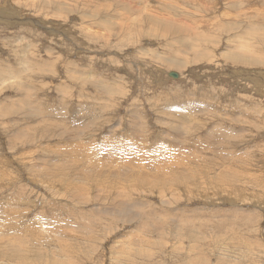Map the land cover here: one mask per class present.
Segmentation results:
<instances>
[{"label": "rangeland", "instance_id": "374dc122", "mask_svg": "<svg viewBox=\"0 0 264 264\" xmlns=\"http://www.w3.org/2000/svg\"><path fill=\"white\" fill-rule=\"evenodd\" d=\"M0 106V264H264V0H0Z\"/></svg>", "mask_w": 264, "mask_h": 264}, {"label": "bare ground", "instance_id": "6f19581e", "mask_svg": "<svg viewBox=\"0 0 264 264\" xmlns=\"http://www.w3.org/2000/svg\"><path fill=\"white\" fill-rule=\"evenodd\" d=\"M148 18V17H147ZM92 19V18H91ZM149 19H150V17H149ZM148 19V20H149ZM4 53V52H3ZM245 54V53H244ZM252 57H254V56H252ZM243 57H241L240 59H242ZM236 61V60H235ZM170 62V61H169ZM238 62H240V61H238ZM254 62V61H253ZM259 63V62H258ZM248 65H252V63H247ZM176 64H174V66H175ZM241 65V64H240ZM169 66V65H168ZM181 66V65H180ZM73 68V67H72ZM176 68H178V67H176ZM3 81V80H2ZM168 104V103H167ZM14 106V105H13ZM173 106V105H172ZM1 107V106H0ZM9 113V112H8ZM11 113V112H10ZM174 113V112H173ZM170 114V113H169ZM171 115V114H170ZM172 117V119L174 120V121H182V118L184 117V115H182V114H174V115H172L171 116ZM181 119V120H180ZM183 122V121H182ZM187 128V127H186ZM233 129V128H232ZM56 132V131H55ZM222 133V132H221ZM221 133H218L219 134V136H222V135H220ZM224 133V132H223ZM225 135V134H224ZM46 137H48V136H46ZM223 137V136H222ZM70 138V137H69ZM232 138V136H229L228 134L226 135V138H224V140H225V142H222V143H228L229 141H230V139ZM130 141V140H129ZM133 142V141H132ZM134 143V142H133ZM141 143V142H140ZM130 144H131V142H130ZM130 144L128 145L129 147H131L130 146ZM142 144V143H141ZM33 145V144H32ZM138 145V144H137ZM131 148H134V147H131ZM156 149V148H155ZM136 150V149H135ZM83 151V150H82ZM132 151V150H131ZM140 151H141V149H140ZM113 154V153H112ZM143 154V153H142ZM181 154H183V153H181ZM140 155V154H139ZM144 155V154H143ZM191 155V154H190ZM117 156V155H116ZM138 155H135L134 157H137ZM163 156V155H162ZM187 156H188V154H187ZM133 157V156H132ZM139 157V156H138ZM137 157V158H138ZM171 157V156H170ZM110 158V157H109ZM125 158H127V157H125ZM166 158V157H165ZM220 158V157H219ZM129 159H130V157H129ZM151 159V158H150ZM117 160V159H116ZM142 160V159H141ZM144 160V159H143ZM142 160V161H143ZM63 161H64V159H63ZM67 161H69V159L68 160H66L65 162H64V164H61V165H57V164H52V167L50 166L49 168H52L53 170L52 171H50V170H48L47 168H45V171L47 172V173H51L53 176H58V178H56L57 180H58V182H59V184L60 185H62V186H64L65 188H67V189H69V190H71V191H73V193L74 194H76V195H80V192H79V190H82L81 189V187L84 185V183L86 182H88V181H90V180H92V178L90 177V176H95V177H97L98 175H93L94 173H90V171H89V173L87 174L86 172H84V171H79V169H78V165L77 164H67ZM120 161V160H119ZM126 161V160H125ZM155 161V160H154ZM165 161V160H164ZM169 162L170 161H172V160H168ZM177 161V160H176ZM226 161V160H225ZM116 162V161H115ZM129 162H131V160L129 161ZM9 163V162H8ZM123 163V162H122ZM134 163H135V160H134ZM137 163H139V162H137ZM148 163V162H147ZM159 163V162H158ZM173 163V162H172ZM176 162H174V164H172V165H176L175 164ZM215 163H216V168H221L220 170H221V172H220V174L216 177V179H218V180H223L224 178H225V176L227 175L226 173H228L230 170H231V168H229L228 166H227V164L225 163V162H223V161H218V160H216L215 161ZM217 163H218V165H217ZM60 164V163H59ZM93 164V163H92ZM130 164H132V163H129V166H130ZM177 164H178V161H177ZM137 165V164H136ZM151 165V164H150ZM158 165V164H157ZM128 166V165H127ZM155 166V165H154ZM153 166V167H154ZM166 166V165H165ZM167 166H169V165H167ZM180 166V165H179ZM68 167H70L68 170H67V168ZM151 167H152V165H151ZM175 167V166H174ZM181 167V166H180ZM184 167V166H183ZM129 168V167H128ZM72 169H73V171H74V173H73V175H71V172H72ZM89 169V168H88ZM112 169V168H111ZM131 169H133V168H131ZM156 169V168H155ZM160 169V168H159ZM34 170V169H33ZM130 170V169H129ZM219 170V171H220ZM67 171V172H66ZM127 170H124V168L122 169V172H121V174H119V175H121V176H124L125 175V172H126ZM138 171V170H137ZM170 171V170H169ZM169 171H160L161 173H158L157 174V176L154 178V181L156 182L155 184H153L152 186H154V185H162V186H164V187H169V186H171L172 184H176V181H178L179 183H181L182 181H186V182H189L190 181V178H192V177H189L188 175H187V173L186 174H184V175H181V178H179L178 176L179 175H173V174H175V172H174V170H171V173H169L170 175L172 174L173 175V177L171 178V179H168V181L169 182H166V180H163L162 181V175H166L165 173H168ZM112 172V171H111ZM114 172V171H113ZM135 172V171H134ZM159 172V171H158ZM32 173V175H37L38 174V172L37 171H33V172H31ZM129 173V172H128ZM127 173V174H128ZM51 174H50V178H51ZM103 174V173H102ZM116 174V173H115ZM133 174V173H132ZM136 174H137V172H136ZM190 174V173H189ZM71 175V176H70ZM119 175L118 174H116V176L118 177V178H112L111 180H113L114 182H122L124 179L126 180V179H130V178H125V177H123V178H120L119 177ZM129 175H131V174H129ZM134 175V174H133ZM171 175V176H172ZM72 176H76V177H78V178H80V179H82V184L81 183H79L78 181H76V180H74L73 179V182L72 181H70L69 179H72ZM141 176V175H140ZM46 177H48V176H46ZM45 177V178H46ZM60 177V178H59ZM102 177H104V176H98V179H101ZM142 177V176H141ZM49 178V177H48ZM49 178V179H50ZM140 178V177H139ZM165 178V177H164ZM107 179V178H106ZM226 179H227V176H226ZM229 179V178H228ZM105 180V179H104ZM142 180H144V179H142ZM179 180H181V181H179ZM127 182V181H126ZM237 182H238V179H232V180H230V181H228V182H226L227 183V185H234V184H237ZM183 184H186L185 182H182ZM119 185V184H118ZM114 187H116L115 185H113ZM174 186V185H173ZM176 186V185H175ZM103 188L105 187V186H102ZM114 187H112V188H110V189H114ZM230 187V186H229ZM118 188V187H117ZM116 188V189H117ZM86 190V189H85ZM70 191V192H71ZM170 195V194H169ZM78 201H80V200H78ZM82 201V200H81ZM259 204V203H258ZM237 205V204H236ZM127 209V208H126ZM127 210H125L123 213H127L126 212ZM3 213V212H2ZM1 214V213H0ZM248 214H250V213H248ZM3 215H5V214H3ZM48 218H50V217H48ZM92 218V217H91ZM142 218V217H141ZM149 218V217H148ZM146 219V218H145ZM151 219V218H150ZM91 220H93V219H91ZM159 220H163V218L162 219H159ZM167 220V219H166ZM51 221V220H50ZM54 221V220H53ZM89 221H90V219H89ZM53 223V222H52ZM55 223L57 224V226H61V224L58 222V221H56L55 220ZM161 224V223H160ZM63 225V224H62ZM85 225V224H84ZM67 226V225H66ZM139 226V225H138ZM147 226V225H146ZM81 227V226H80ZM83 227H85V226H83ZM90 227V226H89ZM59 228H61V227H58V229ZM63 229V228H62ZM61 229V230H62ZM67 229V228H66ZM73 229V228H72ZM83 229V228H82ZM82 229H80V231L82 230ZM85 229V228H84ZM88 229V228H87ZM146 229H147V227H146ZM24 230V229H23ZM60 230V229H59ZM68 230V229H67ZM27 232L25 233V231L23 232H21V234H20V236H18L15 240H11V241H6V240H4V239H0V252H2L1 254H3V255H6V256H8V257H15L16 259L15 260H19V261H24V260H27V262H28V259H30V258H32V257H34V255H36V256H39L40 257V255H37V253H35V252H33V251H27V250H31L32 248H34V245L36 244L35 242H37L35 239H37V238H32L33 240H30L31 239V237H32V232H29V230H26ZM66 231V230H65ZM86 231V230H85ZM88 232L89 231H86V233L87 234H85V235H88ZM191 232V231H190ZM98 233V232H97ZM177 233V232H176ZM179 233V232H178ZM96 235V234H95ZM88 237V236H87ZM2 238V237H1ZM88 240L90 239L89 237L87 238ZM49 241V240H48ZM41 242H42V240H41ZM61 242V241H60ZM40 243V242H39ZM43 243V242H42ZM57 244V243H56ZM64 244L62 243L60 246H63ZM37 246V245H36ZM35 246V247H36ZM45 246V245H44ZM3 247H5L6 248V250L7 251H5V249L3 248ZM39 247V246H38ZM41 247V246H40ZM2 248V249H1ZM41 249V248H40ZM39 249V250H40ZM33 250V249H32ZM66 250H67V247H62V248H59V251H63V253L65 252V257H66ZM114 251V250H113ZM38 252V251H37ZM141 252H142V250H141ZM40 253H41V251H40ZM137 254V253H136ZM142 254V253H141ZM60 256V255H59ZM8 257H7V259H8ZM64 257V258H65ZM2 258V257H1ZM3 258H4V256H3ZM9 258V259H10ZM12 259V258H11ZM10 259V260H11ZM60 259V258H59ZM56 260V259H55ZM197 260V259H196ZM51 263L50 264H52V262L54 263V264H56L57 262L56 261H54V259H50L49 260ZM197 261H199V260H197ZM201 261V260H200ZM56 262V263H55ZM59 262V261H58ZM63 262V261H62ZM204 262V261H203ZM60 264H62V263H60Z\"/></svg>", "mask_w": 264, "mask_h": 264}, {"label": "water", "instance_id": "95a60500", "mask_svg": "<svg viewBox=\"0 0 264 264\" xmlns=\"http://www.w3.org/2000/svg\"><path fill=\"white\" fill-rule=\"evenodd\" d=\"M171 76H172L173 78H177V77H178L177 74H175V73H172Z\"/></svg>", "mask_w": 264, "mask_h": 264}]
</instances>
